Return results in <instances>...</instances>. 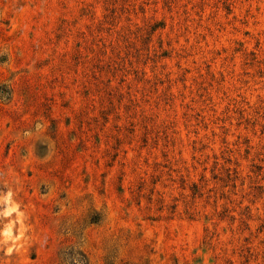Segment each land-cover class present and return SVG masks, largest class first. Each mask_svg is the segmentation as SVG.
Returning a JSON list of instances; mask_svg holds the SVG:
<instances>
[{
  "label": "rangeland",
  "instance_id": "obj_1",
  "mask_svg": "<svg viewBox=\"0 0 264 264\" xmlns=\"http://www.w3.org/2000/svg\"><path fill=\"white\" fill-rule=\"evenodd\" d=\"M0 264H264V0H0Z\"/></svg>",
  "mask_w": 264,
  "mask_h": 264
}]
</instances>
